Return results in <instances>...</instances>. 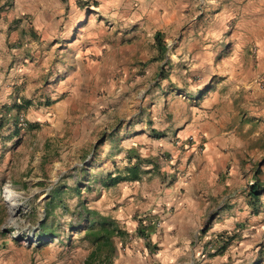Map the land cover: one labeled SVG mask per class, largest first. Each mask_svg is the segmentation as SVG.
<instances>
[{"label": "rangeland", "instance_id": "374dc122", "mask_svg": "<svg viewBox=\"0 0 264 264\" xmlns=\"http://www.w3.org/2000/svg\"><path fill=\"white\" fill-rule=\"evenodd\" d=\"M4 7L1 26L10 11ZM156 7L137 0H61L53 31L18 37L11 45L9 38L1 41L10 47L0 49V264H83L90 245L82 233H70V212L82 201L89 208L100 202L122 219L129 208L138 209L141 202L129 197L131 182L104 188L100 180L137 159L143 172L158 167L161 133L147 132L170 122L154 116L176 108L171 102L183 100V92L193 94L196 107L210 103L207 93V99L215 96L242 142L253 131L254 140L239 150L241 176H247L245 190L257 178L263 193L245 222L216 218L221 198L211 201L172 262L264 264V0H195L175 7L178 21L170 20L172 6ZM156 33L167 48L159 63L153 62ZM180 45L216 48L212 71L191 61L175 69L166 56ZM6 185L22 205L15 225L2 197ZM56 187L70 191L64 197L69 211L58 209L56 220L46 222H53L56 239L41 238L46 197ZM125 241L116 245L118 264H154L160 249L145 250L132 232Z\"/></svg>", "mask_w": 264, "mask_h": 264}, {"label": "crops", "instance_id": "0c3cea01", "mask_svg": "<svg viewBox=\"0 0 264 264\" xmlns=\"http://www.w3.org/2000/svg\"><path fill=\"white\" fill-rule=\"evenodd\" d=\"M60 1L0 0V7L5 6L3 10H10L5 14L4 26L0 25V42L5 43L9 38L11 45L18 37H26L31 33L44 36L45 32L53 31L54 11L58 10ZM137 1L157 6L156 8L162 4L172 6L171 21H178L180 18L176 8L179 10L181 5H193L195 2V0ZM16 24L20 25V28ZM10 25L11 30L8 28ZM15 27L17 31H13ZM46 35L48 36V33ZM2 42L0 49L3 47L9 49L10 46ZM215 49L208 45H180L170 49L166 59L169 57L167 61L178 65L174 67L175 69L182 68L180 65L191 61V63L203 64L206 69L212 71L215 59L213 54L217 53ZM10 51L15 53L12 49ZM155 59L153 62L159 63L154 61ZM187 94L188 92H183L180 96L183 100L175 99L171 102V105L176 103V108H167L163 114L154 116L159 119L168 116L169 123L152 126L147 132L150 137L153 132L161 133L158 145L162 149L155 154L159 161L156 164L158 167L152 169L150 166L144 171L150 185L145 186L141 183L145 181L144 177L140 181L131 182L133 190L129 193V197L133 201L141 202L138 209L129 208L125 218L122 219L102 209L103 204L100 202L98 205L93 203L89 208L112 218L128 235L130 232L134 233L142 248L150 253L152 251L150 249H160L156 251L158 255L153 256L154 264H173L172 260L177 262L180 259L179 245L188 241L190 230L195 232L193 230L200 227L205 220L203 215L207 206L219 197L221 202L213 209L216 211V218L225 214L233 216L231 220L235 223L238 218L242 222L251 221L252 204L246 198L248 190L243 187L247 176H241L243 167L239 150H243L249 139L254 140V136H250L253 131L248 132L246 142H242V139L237 138V133L241 130L237 126L230 127L227 120L222 118L225 115L217 108L215 96L207 99V95L210 96L207 93L205 100L211 99L210 103L196 107L193 106V94ZM181 105L184 106L183 109ZM163 154L169 156L168 159L161 160L159 156ZM226 168L228 173L224 175ZM153 173L156 176H152ZM138 183H141L140 186H136L139 185ZM248 184L250 186L253 182ZM229 191H231L230 195H228ZM223 200H227V203H223ZM137 211L139 215L135 216ZM149 225L154 228V232L146 239L137 237V228ZM122 243L126 245L125 240H115L116 245ZM165 251H171L172 254L169 253L166 257ZM116 257L112 264L120 263L119 257L118 259Z\"/></svg>", "mask_w": 264, "mask_h": 264}, {"label": "trees", "instance_id": "16d2710c", "mask_svg": "<svg viewBox=\"0 0 264 264\" xmlns=\"http://www.w3.org/2000/svg\"><path fill=\"white\" fill-rule=\"evenodd\" d=\"M88 4H86L87 6ZM155 45L158 56L154 61H163L167 52L166 44L160 33L154 35ZM22 109V106H19ZM1 129V125H0ZM107 137L104 138V141ZM140 168L139 159L133 165L126 167L123 171H118L116 174H107L101 181L104 188L113 187L123 182H135L141 179V174H144ZM259 174V170L257 172ZM79 184L74 191L79 194ZM70 192L64 187L54 188L46 197L45 219L40 222L38 235L41 238L49 237L56 239V231L53 227V220L58 209L65 213L68 210L64 203V197ZM263 193V186L260 181L255 178L254 184L248 186L247 198L254 205L259 201ZM51 219V224L46 225V222ZM71 222L68 224L70 233H82V239L90 245V251L85 258L84 264H112L117 254L115 244L116 239L125 240L128 234L119 227V225L109 216H104L99 212L89 209L86 202L78 203L70 212ZM154 232L152 226H139L136 230V235L139 238L146 239ZM226 245V244H225Z\"/></svg>", "mask_w": 264, "mask_h": 264}, {"label": "bare ground", "instance_id": "6f19581e", "mask_svg": "<svg viewBox=\"0 0 264 264\" xmlns=\"http://www.w3.org/2000/svg\"><path fill=\"white\" fill-rule=\"evenodd\" d=\"M6 199L9 205V224L15 225V217L17 216L18 212L20 211L22 205L18 202L17 196L13 194L12 191L6 192ZM17 231H14L16 233ZM29 235V234H28ZM12 236H20L19 234H13Z\"/></svg>", "mask_w": 264, "mask_h": 264}, {"label": "built area", "instance_id": "2783aa9c", "mask_svg": "<svg viewBox=\"0 0 264 264\" xmlns=\"http://www.w3.org/2000/svg\"><path fill=\"white\" fill-rule=\"evenodd\" d=\"M7 191H12L10 185H6V186L4 187V189H3V191H2V197H3V199H5V200H7V199H6V192H7ZM157 225H158V224H157ZM13 233H14V232H12V235H13ZM14 237H15V236H14Z\"/></svg>", "mask_w": 264, "mask_h": 264}]
</instances>
